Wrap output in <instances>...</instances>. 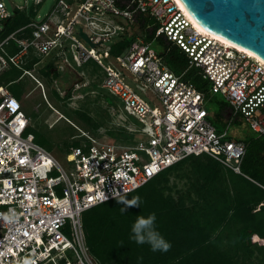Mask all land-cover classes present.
<instances>
[{"label":"built area","instance_id":"2783aa9c","mask_svg":"<svg viewBox=\"0 0 264 264\" xmlns=\"http://www.w3.org/2000/svg\"><path fill=\"white\" fill-rule=\"evenodd\" d=\"M41 3L35 0L34 16L10 30L13 13L0 0V264H95L82 236L85 211L137 190L191 156L207 155L243 175L245 145L215 129L204 94L140 37L114 52L118 43L147 18L146 29L184 52L211 91L263 137L264 63L198 31L177 0H56L44 16L38 13ZM66 52L77 67L91 63L99 69V87L119 100L126 119L138 122L125 129L141 136L107 144L82 132L65 155L68 171L35 142L30 118L11 83L2 80L16 68L41 86L25 66L51 55L63 69L60 62L69 65ZM86 85L76 82L74 90Z\"/></svg>","mask_w":264,"mask_h":264},{"label":"trees","instance_id":"16d2710c","mask_svg":"<svg viewBox=\"0 0 264 264\" xmlns=\"http://www.w3.org/2000/svg\"><path fill=\"white\" fill-rule=\"evenodd\" d=\"M13 17L11 28L28 22L17 10ZM149 23L141 17L138 26L118 43L114 52L125 50L137 37L150 45L156 42L154 50L165 65L202 92L205 101L209 100L211 86L199 69L189 66L187 56L175 44L154 37V31L146 29ZM35 61L25 68L30 69ZM44 68L51 82L57 70L50 64ZM21 75V70L12 68L3 82L13 84ZM218 107L220 115L229 106L221 101ZM31 130L29 127L28 132L33 134ZM240 141L245 145L240 169L249 179L207 155L191 156L122 196L131 199L139 195V207H125L119 197L82 213L83 241L94 263L264 264V244L253 241L254 237L264 239V137L254 133ZM78 144L76 141L69 147ZM172 177L183 181L174 192L172 187L177 184L171 182ZM121 207H125V212L120 211ZM150 212L156 213L157 229L171 242L167 251H153L147 243L138 244L131 239L134 220Z\"/></svg>","mask_w":264,"mask_h":264},{"label":"rangeland","instance_id":"374dc122","mask_svg":"<svg viewBox=\"0 0 264 264\" xmlns=\"http://www.w3.org/2000/svg\"><path fill=\"white\" fill-rule=\"evenodd\" d=\"M2 1L8 11H13L17 7H24L25 11H29L35 0ZM55 2L56 0H42V3L37 6L39 15L44 16L49 13ZM151 47L157 50L156 42H153ZM64 57L69 65L66 66L60 62L59 65L63 69L57 68L58 71L51 82L46 75L47 69L44 68L53 62L50 55L40 60L31 70V74L41 82V86L24 74L18 82L11 84L9 89L14 93L15 91L23 93L19 101L22 111L30 118L31 131L37 137L35 142L47 149L63 169L68 171L69 165L65 155L69 146L80 140L74 136L82 132L107 144L137 142L141 136L125 129L130 125L137 127L138 122L131 117L126 119L123 116L117 107L120 104L119 100L109 96L99 87V75L96 72L93 75L86 66L77 67L72 61L70 52H66ZM82 73L84 80L88 81L87 87L74 90V82L77 81L78 76H82ZM222 100L219 92L211 91L209 100L205 101V108L210 113L209 118L215 129L221 132L227 129L229 135L240 140L254 136V132L242 116L229 125L220 120L218 104ZM171 182L177 184V187H172L173 192L181 188L183 184V181L174 177ZM64 232L70 241L75 242L70 230L67 229ZM253 241L257 245L264 244V239L258 237H254Z\"/></svg>","mask_w":264,"mask_h":264},{"label":"water","instance_id":"95a60500","mask_svg":"<svg viewBox=\"0 0 264 264\" xmlns=\"http://www.w3.org/2000/svg\"><path fill=\"white\" fill-rule=\"evenodd\" d=\"M204 30L264 61V0H179Z\"/></svg>","mask_w":264,"mask_h":264},{"label":"clouds","instance_id":"9594fccd","mask_svg":"<svg viewBox=\"0 0 264 264\" xmlns=\"http://www.w3.org/2000/svg\"><path fill=\"white\" fill-rule=\"evenodd\" d=\"M118 194V193H117ZM126 206L140 205L141 198L139 195L131 199L120 198ZM125 207H121L120 211L125 212ZM131 239L138 244L147 243L153 251H167L171 247V242L168 241L156 227V213L150 212L146 216L139 215L131 225ZM25 264H29L25 261Z\"/></svg>","mask_w":264,"mask_h":264},{"label":"crops","instance_id":"0c3cea01","mask_svg":"<svg viewBox=\"0 0 264 264\" xmlns=\"http://www.w3.org/2000/svg\"><path fill=\"white\" fill-rule=\"evenodd\" d=\"M16 11V9H14L13 11H11L12 13H13V16H14V12ZM19 12V11H18ZM19 13H21V12H19ZM31 13H33V14H31ZM27 18H28V21H29V18L30 17H33L34 16V11H33V8L31 7L30 8V10L29 11H26L25 13H23ZM13 21H14V17L7 23V25H8V27H9V29L10 30H12V29H14V28H11L12 27V24H13ZM35 58H33L31 61H30V63L34 60ZM35 60H37V59H35ZM36 62V61H35ZM33 64V63H32ZM50 65H52V67L53 68H55V70H57L58 71V69L53 65V63H51ZM47 66V65H46ZM84 66H86V68L88 69V71L90 72V71H92L93 72V75H95V72H96V74H100V72H99V69L98 68H96V67H93V64H87V65H84ZM11 70V69H10ZM9 70V71H10ZM28 70H33V66L30 68V69H28ZM6 74V73H5ZM4 74V75H5ZM90 74V73H89ZM4 75H3V77H4ZM21 77H22V75H21ZM21 77H19L16 81H14L15 83L16 82H18L20 79H21ZM84 75H83V73H82V76H78L77 77V81L76 82H85L86 84H88L87 82V80H84ZM36 78V77H35ZM32 79V78H31ZM37 79V78H36ZM2 80H3V78H2ZM38 80V79H37ZM38 82H40L39 80H38ZM76 82H74V83H76ZM41 83V82H40ZM85 87H87V85L85 86ZM85 87H82V88H85ZM73 88V87H72ZM12 92V94L15 96V98L19 101V98L21 97V94H23V93H17L16 91H15V93H13V91H11ZM210 92H211V90H210ZM213 92V91H212ZM104 94V93H103ZM105 95V94H104ZM221 95V94H220ZM223 98V97H222ZM222 101H225L226 102V100L223 98V100ZM20 102V101H19ZM228 104V103H227ZM204 106H205V103H204ZM228 106H229V104H228ZM208 111V110H207ZM209 113V112H208ZM210 114V113H209ZM219 117H220V120L222 121V122H227L228 123V125H229V123H231V122H233L234 120H236V119H238V117L239 116H236V115H234L233 114V111H232V108L229 106V107H227V108H225V109H223L221 112H220V115H219ZM210 119V118H209ZM227 130V129H226ZM225 130V131H226ZM252 130V129H251ZM253 131V130H252ZM219 132H221V131H219ZM254 132V131H253ZM256 135H258V136H261V135H259V134H257L256 132H254ZM227 134H228V132H227ZM34 135V134H33ZM228 136V138L229 139H233V140H236V141H240V139H238V138H236V137H234L233 135H227ZM241 142V141H240ZM231 170V169H230ZM242 176H245L244 174L242 175ZM246 177V176H245ZM246 178H248V177H246ZM249 179V178H248ZM259 185V184H258ZM259 186H261V185H259Z\"/></svg>","mask_w":264,"mask_h":264},{"label":"bare ground","instance_id":"6f19581e","mask_svg":"<svg viewBox=\"0 0 264 264\" xmlns=\"http://www.w3.org/2000/svg\"><path fill=\"white\" fill-rule=\"evenodd\" d=\"M178 1V3H179V5L182 7V9L184 10V12H185V14H186V16H187V18L192 22V24L194 25V27L198 30V31H200V32H202V33H204V34H207V35H209L211 38H214V39H216V40H218V41H220V42H222V43H224V44H227V45H229V46H233L234 48H237L238 50H240V51H242V52H244V53H246V54H248L249 56H251V57H253V58H256L257 60H259V61H261L262 63H264V61L261 59V58H259L257 55H255L254 53H252V52H250V51H248V50H246V49H244V48H242V47H240V46H237V45H235V44H233V43H230V42H228V41H226V40H223V39H221V38H219L218 36H216V35H214V34H212V33H210V32H208V31H206V30H204L203 28H201L190 16H189V14L186 12V10H185V8L183 7V5L181 4V2L179 1V0H177Z\"/></svg>","mask_w":264,"mask_h":264}]
</instances>
